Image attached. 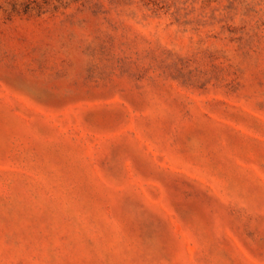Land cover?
Segmentation results:
<instances>
[{
  "label": "rangeland",
  "instance_id": "obj_1",
  "mask_svg": "<svg viewBox=\"0 0 264 264\" xmlns=\"http://www.w3.org/2000/svg\"><path fill=\"white\" fill-rule=\"evenodd\" d=\"M0 264H264V0H0Z\"/></svg>",
  "mask_w": 264,
  "mask_h": 264
}]
</instances>
